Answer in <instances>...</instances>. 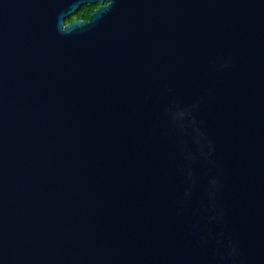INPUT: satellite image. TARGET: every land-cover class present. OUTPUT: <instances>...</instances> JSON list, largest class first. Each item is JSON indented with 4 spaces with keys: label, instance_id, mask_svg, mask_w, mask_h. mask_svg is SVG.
I'll list each match as a JSON object with an SVG mask.
<instances>
[{
    "label": "water",
    "instance_id": "1",
    "mask_svg": "<svg viewBox=\"0 0 264 264\" xmlns=\"http://www.w3.org/2000/svg\"><path fill=\"white\" fill-rule=\"evenodd\" d=\"M0 264H264V0H0Z\"/></svg>",
    "mask_w": 264,
    "mask_h": 264
},
{
    "label": "trees",
    "instance_id": "2",
    "mask_svg": "<svg viewBox=\"0 0 264 264\" xmlns=\"http://www.w3.org/2000/svg\"><path fill=\"white\" fill-rule=\"evenodd\" d=\"M96 5H82L80 6L72 15L69 17L65 18V23L74 21V20H85L88 16L89 13L93 9H95Z\"/></svg>",
    "mask_w": 264,
    "mask_h": 264
},
{
    "label": "flooded vegetation",
    "instance_id": "3",
    "mask_svg": "<svg viewBox=\"0 0 264 264\" xmlns=\"http://www.w3.org/2000/svg\"><path fill=\"white\" fill-rule=\"evenodd\" d=\"M95 5H96V4H95ZM96 7H97V5H96ZM96 7H95V8H96ZM93 10H94V9H93ZM93 10H92V11H93ZM92 11H91V12H92ZM89 14H90V13H89ZM89 14H88V16H89ZM88 16H87V17H88ZM85 20H87V18H86ZM85 20H81V21H85ZM74 21H78V20H74Z\"/></svg>",
    "mask_w": 264,
    "mask_h": 264
}]
</instances>
